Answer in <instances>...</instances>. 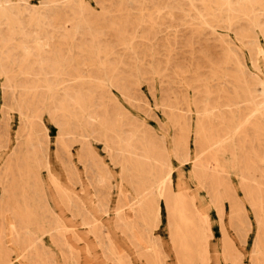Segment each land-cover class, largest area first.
<instances>
[{"label":"rangeland","instance_id":"1","mask_svg":"<svg viewBox=\"0 0 264 264\" xmlns=\"http://www.w3.org/2000/svg\"><path fill=\"white\" fill-rule=\"evenodd\" d=\"M263 138L264 0H0V264H264Z\"/></svg>","mask_w":264,"mask_h":264},{"label":"bare ground","instance_id":"2","mask_svg":"<svg viewBox=\"0 0 264 264\" xmlns=\"http://www.w3.org/2000/svg\"><path fill=\"white\" fill-rule=\"evenodd\" d=\"M40 4V3H39ZM21 47V46H20ZM2 49V48H1ZM71 49V48H70ZM103 57V56H102ZM231 81V80H230ZM235 81V80H234ZM223 83V82H222ZM225 84V83H224ZM235 85V84H234ZM41 86V85H40ZM245 86V85H244ZM64 87V86H63ZM213 86H211V88H212ZM224 87H225V85H224ZM223 87V88H224ZM246 87V86H245ZM62 88V87H61ZM67 89V88H66ZM225 89V88H224ZM230 90V89H229ZM31 91V90H30ZM34 92V91H33ZM235 94V93H234ZM31 95V94H30ZM242 95H244V94H242ZM225 96H227V95H225ZM231 96V95H230ZM246 96V95H245ZM251 96V95H250ZM244 99V98H243ZM86 103V102H85ZM249 104V103H248ZM247 105V104H246ZM244 106V105H243ZM241 107V106H240ZM245 107V106H244ZM28 110V109H27ZM228 110V109H227ZM256 110V109H255ZM230 111V110H229ZM240 112V111H239ZM172 113V112H171ZM170 113V114H171ZM232 114V113H231ZM247 114V113H246ZM249 114V113H248ZM250 114H251V112H250ZM255 114H257V112L255 113ZM259 114V113H258ZM260 115V114H259ZM258 115V116H259ZM69 116V115H68ZM198 116V115H197ZM210 116V115H209ZM233 116V115H232ZM256 116V115H255ZM255 116L254 115H252L251 117H254L255 118ZM262 116V115H261ZM251 117H247V118H251ZM252 119V118H251ZM250 119V120H251ZM262 119V118H261ZM256 120V119H255ZM74 121V120H73ZM219 121V120H218ZM221 121V120H220ZM232 121V120H231ZM248 121V120H247ZM246 121V122H247ZM252 121H253V119H252ZM252 121H251V123H252ZM257 121V120H256ZM247 123H249V122H247ZM261 123V122H260ZM247 125V124H246ZM184 127V126H183ZM251 127V126H250ZM248 128V127H247ZM258 128V127H257ZM183 129V128H182ZM252 129V128H251ZM181 130V129H180ZM255 130V129H254ZM247 132V131H246ZM258 133V132H257ZM138 135V134H137ZM258 135V134H257ZM244 136V135H243ZM256 136V135H255ZM178 139V138H177ZM254 139V138H253ZM264 139V138H263ZM138 140V139H137ZM136 140V141H137ZM255 141H256V138H255ZM254 141V142H255ZM131 142H133V141H131ZM143 142V141H142ZM196 142V141H195ZM258 142V141H257ZM130 143V142H129ZM260 143V142H259ZM258 143V144H259ZM138 144V143H137ZM180 144H181V142H180ZM212 145V141H209L208 142V145H207V147H210ZM128 146V145H127ZM130 146V145H129ZM177 146V145H176ZM181 146V145H180ZM149 147H150V145H149ZM259 147V146H258ZM142 150V149H141ZM152 150V149H151ZM254 151V150H253ZM40 152V151H39ZM147 153H148V150H147ZM254 153V152H253ZM127 154V153H126ZM149 154V153H148ZM257 156V155H256ZM148 160H149V158H148ZM145 161V160H144ZM158 161V160H157ZM156 161V162H157ZM155 162V163H156ZM144 163H146V161L144 162ZM148 163V162H147ZM151 163V162H150ZM157 165V167H158V163L156 164ZM155 165V166H156ZM151 166V165H150ZM160 167V166H159ZM50 168V167H49ZM166 168V167H165ZM170 168H171V166H170ZM133 169V168H132ZM162 169V168H161ZM172 169V168H171ZM169 170V171H172V170ZM142 170V169H141ZM149 173V172H148ZM159 173H160V171H159ZM16 174V173H15ZM23 174V173H22ZM50 174V173H49ZM49 174H47V175H49ZM143 174H145V173H143ZM171 174V173H170ZM160 175H161V173H160ZM131 176H132V174H131ZM143 176H145V175H143ZM169 176V175H168ZM162 177V176H161ZM20 178V177H19ZM135 178V177H134ZM158 178V177H157ZM156 178V179H157ZM168 178V177H167ZM263 178V177H262ZM141 179V178H140ZM20 180H21V178H20ZM243 180V179H242ZM262 180V179H261ZM136 181V183H137V179L135 180ZM160 181V180H159ZM263 181V180H262ZM30 182H32V181H30ZM51 182V181H50ZM37 183V184H36ZM162 183V182H161ZM135 184V183H134ZM17 185H19V184H17ZM34 185H37V188L39 187L38 186V181L37 182H35V183H33L32 184V186H34ZM137 187V186H136ZM4 188H5V186H4ZM153 188V187H152ZM155 189V188H154ZM33 190H35V189H33ZM43 190V189H42ZM138 191H139V189H137ZM37 191H39V190H37ZM147 191V190H146ZM24 192V191H23ZM155 193V192H154ZM23 194V193H22ZM258 194V193H257ZM138 195V194H137ZM24 196V195H23ZM8 197V196H7ZM37 201V200H36ZM39 201V200H38ZM143 201H144V199H143ZM101 203V202H100ZM133 203V202H132ZM45 204V203H44ZM18 205H20L19 203H18ZM74 205V204H73ZM121 205V204H120ZM136 205V204H135ZM138 206H140V205H138ZM102 207V206H101ZM123 207V206H122ZM137 207V206H136ZM8 208V207H7ZM158 208V207H157ZM25 209V208H24ZM103 209V208H102ZM140 209V208H139ZM26 210V209H25ZM8 211V210H7ZM76 212V211H75ZM102 212V211H101ZM83 213V212H82ZM125 213V212H124ZM123 213V214H124ZM139 213V212H138ZM80 214V213H79ZM140 214H142L143 215V213H140ZM105 215V214H104ZM118 215H119V213H118ZM49 216H51V215H49ZM136 216V215H135ZM141 216V215H140ZM116 217V216H115ZM141 217H143V216H141ZM82 218V217H81ZM55 219V218H54ZM147 219V218H146ZM126 220V219H125ZM28 221V220H27ZM127 221V220H126ZM131 220H129V222H130ZM14 222V221H13ZM55 222H57L56 220H55ZM8 223V222H7ZM10 223V222H9ZM118 224V223H117ZM116 224V225H117ZM141 224V223H140ZM150 224V223H149ZM8 225V224H7ZM54 226H56L55 224H53ZM101 225V224H100ZM124 225V224H123ZM125 226H127V225H125ZM142 226V225H141ZM146 226V225H145ZM6 227V226H5ZM170 227H171V225H170ZM128 228V227H127ZM12 230V229H11ZM138 230V229H137ZM6 231V230H5ZM13 231V230H12ZM26 231V230H25ZM30 231V230H29ZM57 231V230H56ZM139 231V230H138ZM127 232H129V231H127ZM7 233V232H6ZM27 233V232H26ZM55 233V232H54ZM123 233V232H122ZM149 233H151V232H149ZM12 234H13V232H12ZM53 234V233H52ZM105 234V233H104ZM57 236H59V234H56ZM5 236V235H4ZM131 236V235H130ZM150 236V235H149ZM106 238V237H105ZM37 240V239H36ZM150 240H151V238H150ZM180 240V239H179ZM107 241V240H106ZM26 242V241H25ZM63 242V241H62ZM98 242V241H97ZM108 242V241H107ZM130 242V241H129ZM132 242H134V241H132ZM30 243V242H29ZM139 243V242H138ZM137 243V244H138ZM153 243V242H152ZM37 244H38V242H37ZM41 244V243H40ZM40 244L38 245L39 246V248H41L42 246H40ZM61 245V244H60ZM62 246V245H61ZM87 246V245H86ZM29 247H30V245H29ZM29 247H27V249L28 250H31ZM104 247V246H103ZM66 248V247H65ZM70 249V248H69ZM88 249V248H87ZM46 250V249H45ZM68 251V250H67ZM43 252V251H42ZM30 253H32V252H30ZM44 253V252H43ZM108 253H110V252H108ZM46 255V254H45ZM44 255V256H45ZM107 255V254H106ZM30 256V255H29ZM42 256H43V254H42ZM24 257V256H23ZM31 257H33V256H30L29 258H31ZM113 258V257H112ZM33 259V258H32ZM46 259H47V257H46ZM17 260V259H16ZM3 261V260H2ZM118 261V260H117ZM75 263V262H74ZM7 264H13V260H9L8 262H7Z\"/></svg>","mask_w":264,"mask_h":264}]
</instances>
